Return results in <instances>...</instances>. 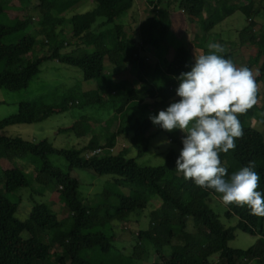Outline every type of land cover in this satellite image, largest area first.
<instances>
[{"label":"trees","instance_id":"trees-1","mask_svg":"<svg viewBox=\"0 0 264 264\" xmlns=\"http://www.w3.org/2000/svg\"><path fill=\"white\" fill-rule=\"evenodd\" d=\"M30 1L0 0V90L26 89L47 61L79 69L82 81L62 94L64 107L56 108L42 96L21 102L16 114L0 120V133L11 126L42 123L54 114L77 108L81 99L82 108L110 105L118 109L126 105L122 116H127L125 124H119L115 132L109 131V122H104L103 127L101 119L92 120L93 126L91 118L85 116L70 127L59 129L58 134L79 139L90 135L77 149H56L46 140L25 142L0 134V159L10 164L0 175V264H140L149 246L154 250L151 264H264V217L252 215L246 206L224 205L228 213L239 220L235 228H226L207 205L210 197L220 198V194L198 187L191 179H184L182 173L165 180L162 166H139L131 156L132 150L140 158L148 151L149 141L158 134L163 133L174 143L181 144L183 133L166 132L149 117L143 121L135 118L133 122L127 119L131 111L139 107L159 102L164 110L163 107L179 100L175 94L179 81L175 77L190 71L193 62L192 53L183 46L174 50L170 60L166 59L165 37L170 12L180 10L188 14L196 50L216 24L239 12L248 23L239 34V51L223 55L237 67L258 68V103L238 117L244 136L236 140L235 151L220 153V159L227 168V178L254 160L260 175L258 191L264 193V99L261 94L264 34L254 29L257 25L255 2L242 5L238 0H159L155 6L150 1L148 14L151 16L146 19L142 32L143 40L155 54L150 57L132 37L128 38L124 23H114L131 10L135 0H90L98 6L97 16H105L108 22L109 27L98 25V30L92 28L96 22L93 13L67 17L84 0H41L38 9L43 10L32 30L31 19L22 16ZM65 24L68 34L64 32ZM64 44L72 47V52L63 53ZM41 47H47L48 52L36 55ZM107 59L112 65L110 70L105 65ZM151 60H155L167 76V83L162 87L155 88L152 84L155 65ZM135 63L138 70L134 79L141 89H128L129 72ZM109 77L115 81L109 87L81 89L82 83L98 85ZM130 90L135 92L137 100L126 104ZM147 122L149 127L137 142L115 149L119 137L131 138ZM178 155L171 150L167 159L175 162ZM51 156L65 159L68 171L65 173L55 167L49 160ZM26 158L33 164L32 182L16 166L17 160ZM73 170L89 171L98 177L110 176L112 180L108 184L113 188L107 186L93 200L83 201L78 191L80 182L71 176ZM31 184L37 187L32 191L35 194H41L42 188L50 184L58 189L63 198L64 217L59 218L46 203H36L28 221L18 219L16 204L5 195ZM117 185L136 197L117 191ZM153 197H158L161 204L152 203ZM147 209L148 227L133 234L127 231L136 240L130 255H123L115 248L108 235L88 234L94 231L105 234L114 221L130 225L135 217L132 214ZM236 229L256 235L259 240L245 251L231 249L228 243L234 239Z\"/></svg>","mask_w":264,"mask_h":264},{"label":"rangeland","instance_id":"rangeland-1","mask_svg":"<svg viewBox=\"0 0 264 264\" xmlns=\"http://www.w3.org/2000/svg\"><path fill=\"white\" fill-rule=\"evenodd\" d=\"M153 2L155 6L159 4V0H135L133 7L130 11L124 14L121 18L114 21L115 24H123L125 26L126 34L128 38L132 37V40L135 44L138 45L141 49L145 50V53L150 57H154V51L151 50L146 42L143 40L142 35L145 27L146 19L151 16L148 14V11L151 9L149 3ZM245 5L249 3L251 0H241ZM255 22L257 25L254 27L256 31L260 30V33L264 34V0H255ZM41 0H31L30 5L27 11L22 14L25 18L31 19V29L35 30V22L40 18L42 10L38 9ZM84 13H93L95 15L96 22L93 25V30H98L100 27H109L108 22L105 19V16H97L98 14V6L90 0H84L77 6L73 8V10L67 14V17H71L73 15L84 14ZM159 13L162 15V11L159 10ZM93 15V16H94ZM168 26L169 31L165 37V49L167 60H170L173 57L174 50L177 47H186L192 53V61L194 56L202 55L200 51L208 54V49L204 46L205 41L209 42L211 39L215 38L214 32L209 36V38L205 39L200 45L199 50L195 49L193 43L188 42V34L190 31V19L186 12H182L180 10H175L169 13L168 15ZM34 23V25H33ZM248 24V23H247ZM98 25L100 27H98ZM64 32L68 34L69 29L66 24L64 25ZM217 28V32L220 29ZM225 31L222 32L223 46L229 52H238L239 46L241 44L240 29L234 28L232 26L226 27ZM239 31V32H238ZM220 34V32H219ZM207 37V36H206ZM264 37V35H263ZM190 40V39H189ZM63 53L72 52L73 48L64 44ZM48 52L47 47H41L36 51V55H45ZM199 54H198V53ZM154 63L156 75L155 80H152V84L155 88H159L164 86L167 83V76L162 70V67L155 61L151 60ZM110 61L107 59L105 61V65L107 70H110L111 66ZM138 70V64L135 63L130 72L129 79L130 83L128 84V89L140 88L136 80L134 79V74ZM252 71L254 73H259L257 67H253ZM260 75V73H259ZM259 75L257 77H259ZM256 77V78H257ZM112 79V78H111ZM110 77L106 78L104 81L96 85V83H82L81 89L82 91H90L94 88H103L109 87L112 85ZM80 81H82V73L79 69L68 67L62 64H57L54 61L45 62L40 69L39 75H37L28 85L26 89H23L18 92H10L7 90H0V120L8 118L18 111V105L21 102L29 101L39 96H42L48 104L53 105L56 108L64 107V101L62 98V94L75 87ZM131 94L126 97V104L130 101H136L137 95L135 92L130 90ZM262 98L264 99V75L262 76ZM157 105H146L143 108H138L132 110L127 119H130L132 122L136 119L140 121L145 120L149 115H156L157 110H162L160 103L157 102ZM84 102L78 100L77 108L70 109L61 114H54L49 119L45 120L42 123L31 124V125H16L5 128L0 134L4 135L10 139H20L25 142H34L38 143L40 141L46 140L56 149H77L81 145H83L87 140H89L90 135L87 138H77L74 135H65L58 134L57 131L59 129L68 128L74 122L78 121L81 117L85 116L91 118V125L94 126V122L92 120L101 119L102 126L105 127L104 122H109V131L115 132L117 127L125 124L126 116H122L123 113L126 112V105L122 108L114 109L113 106L106 105L105 107H85L82 108ZM163 107V106H162ZM81 108V109H80ZM166 109V107H163ZM97 126V124H96ZM99 126V125H98ZM149 127V123L143 124L140 129L135 131L131 138L119 137L117 147L115 148H123L125 146H130L129 144H133L137 142L140 136H142ZM180 131V130H179ZM264 133V128H263ZM164 141H170V143H163ZM182 148L181 144H176L170 138H167L163 133L158 134L156 137L152 138L149 141L148 151L140 158H137L134 150L131 152L132 158L135 162L141 167H164L165 169V180H170L179 172L175 168V162H171L167 159V154L169 151L174 150L179 153ZM50 162L55 166L60 168L63 172L68 171V165L65 159L57 156L49 157ZM9 162L5 159H0V175L2 172L9 167ZM16 166L19 167L22 172L25 174L26 178L29 182H32V172H33V164L32 161L27 158L24 160H17ZM71 176L76 177L79 182V196L83 201H91L95 198V196L101 193L107 186L108 183H111V177H98L89 171L84 170H73L71 172ZM118 186V185H117ZM110 188L113 186H109ZM37 187L35 185H30L28 188L20 189L14 193L6 194V198L11 202L16 204L17 213L16 217L22 221H28L30 210L32 206L36 203H46L54 212L57 213L59 218L64 217L62 214L63 208V198L58 191V189L53 188V185L50 184L47 187H43L41 190V194L33 193V189ZM119 192L125 194L126 196L136 197L133 192H129L128 189L117 188ZM35 190V189H34ZM131 191V190H130ZM152 203L156 205H160L161 201L158 197L152 198ZM207 205L209 208L219 217V221L226 227H236L239 223L237 217L228 213L226 207L222 203L220 198L210 197L207 200ZM134 217L133 222L130 225H122L119 222H112L110 225V229L105 234L102 231H94L88 234L92 236H104L108 235L114 244L115 248H117L123 255H130L132 253L133 247L136 243L135 237L131 236V232L146 229L149 225V209L136 212L132 214ZM136 220H138L136 222ZM130 231L128 233L127 231ZM259 240V237L256 235H250L248 233H243L241 230L236 229L234 232V239L228 243V247L231 249L238 250H248L252 247L256 241ZM150 250L147 249L145 258L142 259L140 264H151L154 261V250L153 247H150ZM252 264V263H251Z\"/></svg>","mask_w":264,"mask_h":264},{"label":"clouds","instance_id":"clouds-1","mask_svg":"<svg viewBox=\"0 0 264 264\" xmlns=\"http://www.w3.org/2000/svg\"><path fill=\"white\" fill-rule=\"evenodd\" d=\"M206 47L208 54L194 56L190 71L175 77L179 100L150 114L149 119L166 132L183 133L175 168L184 179L214 190L224 205L246 206L252 215L264 217V193L258 191L260 175L255 161L227 178L220 159V153L235 151L236 140L244 136L238 117L258 103L259 73L225 58L227 49L218 42Z\"/></svg>","mask_w":264,"mask_h":264},{"label":"crops","instance_id":"crops-1","mask_svg":"<svg viewBox=\"0 0 264 264\" xmlns=\"http://www.w3.org/2000/svg\"><path fill=\"white\" fill-rule=\"evenodd\" d=\"M238 2H239V4H242V5H244L243 3H242V1L241 0H238ZM249 2H255V4H256V1L255 0H251V1H249ZM247 3V2H246ZM245 3V4H246ZM206 15L204 14V17H205ZM254 21H255V18H254ZM247 25V20L245 19V17L242 15V14H240L239 12H234V13H232L231 15H229V16H227V17H225L220 23H218V24H216L215 25V27L212 29V31L210 32V33H208V35H207V39L209 38V36L212 34V32H214V35H215V38H213V39H211L209 42H206L205 41V44H204V46H206L208 43H210V42H218V43H220V44H222L223 45V39H222V32L223 31H225V29H227L226 27H228V26H232L233 27V29L236 27V28H238V29H240L239 31H242V29L245 27ZM190 26V25H189ZM216 27H219L218 29H220V34H219V32H217L218 30H217V28ZM235 30V29H234ZM236 31V30H235ZM238 31V32H239ZM190 39V40H189ZM194 40V35L190 32L189 34H188V42H189V44H191V41H193ZM207 52H209V50L207 51ZM226 52H229L228 50L226 51ZM198 53V52H197ZM200 53L201 54H205V53H203L202 51H200ZM199 54V53H198ZM155 55V54H154ZM153 57V56H152ZM166 59H167V56H166ZM193 62V61H192ZM252 70V69H251ZM154 80H155V76H157L156 75V71H155V67H154Z\"/></svg>","mask_w":264,"mask_h":264}]
</instances>
